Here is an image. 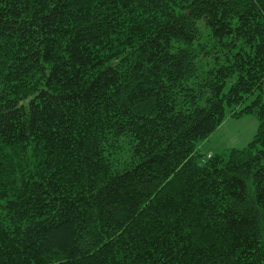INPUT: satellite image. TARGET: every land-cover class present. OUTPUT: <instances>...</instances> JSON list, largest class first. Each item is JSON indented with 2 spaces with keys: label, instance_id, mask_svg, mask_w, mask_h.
<instances>
[{
  "label": "trees",
  "instance_id": "trees-1",
  "mask_svg": "<svg viewBox=\"0 0 264 264\" xmlns=\"http://www.w3.org/2000/svg\"><path fill=\"white\" fill-rule=\"evenodd\" d=\"M0 264H264V0H0Z\"/></svg>",
  "mask_w": 264,
  "mask_h": 264
},
{
  "label": "rangeland",
  "instance_id": "rangeland-1",
  "mask_svg": "<svg viewBox=\"0 0 264 264\" xmlns=\"http://www.w3.org/2000/svg\"><path fill=\"white\" fill-rule=\"evenodd\" d=\"M259 127L256 115L229 116L219 129L200 146L203 155H226L233 149H244L254 139Z\"/></svg>",
  "mask_w": 264,
  "mask_h": 264
}]
</instances>
